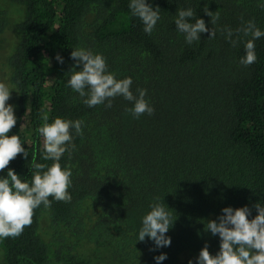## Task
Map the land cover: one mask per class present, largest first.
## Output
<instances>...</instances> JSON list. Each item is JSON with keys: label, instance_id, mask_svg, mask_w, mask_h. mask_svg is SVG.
<instances>
[{"label": "trees", "instance_id": "trees-1", "mask_svg": "<svg viewBox=\"0 0 264 264\" xmlns=\"http://www.w3.org/2000/svg\"><path fill=\"white\" fill-rule=\"evenodd\" d=\"M146 2L160 13L151 35L130 0H0V82L11 89L17 118L8 135H18L29 154L8 168L31 183L33 156L53 163L42 158V115L49 123L83 121L82 135L71 130V156L59 160L72 173L71 201L50 197L51 207L37 208L20 236L0 239V264H157L161 253V264H197L205 244L211 254L219 251L207 220H218L227 206H248L251 219L253 205L264 206V37L254 41L257 59L245 67L239 61L251 37L241 33L233 46L221 31L249 21L264 31V0ZM207 7L219 12L215 25ZM187 8L217 30L214 39L201 33L186 43L175 19ZM78 48L102 55L116 79L130 77L134 95L146 89L154 114L135 118L126 111L132 102L119 96L111 108L85 105L67 85L82 68H73L70 55ZM156 203L174 224L166 233L171 245L152 250L154 242L138 241V234Z\"/></svg>", "mask_w": 264, "mask_h": 264}, {"label": "clouds", "instance_id": "clouds-1", "mask_svg": "<svg viewBox=\"0 0 264 264\" xmlns=\"http://www.w3.org/2000/svg\"><path fill=\"white\" fill-rule=\"evenodd\" d=\"M261 7H264V4ZM129 8L132 15L142 21L145 33L151 35L160 19L159 7L154 9L146 0H130ZM203 12L211 17L212 25L220 18L219 12L214 15L208 7ZM195 16L192 8L180 9L175 19L177 30L184 34L186 43L191 45L199 41L201 33H209L208 38L214 39L217 30L209 29L204 19ZM189 18H195L194 23L189 22ZM221 31L233 46L239 43L241 33L245 37L250 36L251 39L244 44L245 55L239 63L247 67L256 61L254 41L264 37V31L256 27L254 22L249 21L235 32L230 28ZM70 55L75 60L73 68L76 69L80 65L82 68L72 72L67 85L83 98L85 105H105L111 108L112 100L119 96L132 102L133 107L126 111L135 118L145 113L154 114L153 107L145 100L146 89H137L138 95H134L131 90L132 79H116L107 71V64L102 55L93 54L83 48L73 49ZM56 59L63 63L59 53ZM10 95L11 89L0 82V172L8 169L7 176L0 177V239L20 236L25 227L32 224L37 208L41 205L44 208L51 207L50 197L58 202L71 201L68 189L72 183V173L70 169H62L59 160L65 152L71 156V151L75 148L71 130L74 129L77 135H82L83 125L81 120L72 121L59 117L49 123L48 115H42L44 123L37 129L43 138L42 158L53 163L50 166L36 163L33 156L32 167L36 171L32 175L31 183L22 181L14 170L8 168L10 162L18 155L23 154L25 159L29 157L20 137L16 134L8 135L17 122L13 106L7 103ZM253 207L257 214L251 219L249 216L252 209L248 206L235 209L227 206L222 209L218 220H207L205 231L210 232L212 236H219V251L213 255L205 244L199 252L197 264H264V206L257 202ZM173 224L174 220L165 207L159 203L153 204L151 210L143 217L138 241L143 242L147 237L154 242L155 247L152 250L169 247L171 238L166 233ZM154 259L157 264H161L167 259V254L161 253ZM188 264H193L192 260H189Z\"/></svg>", "mask_w": 264, "mask_h": 264}, {"label": "rangeland", "instance_id": "rangeland-1", "mask_svg": "<svg viewBox=\"0 0 264 264\" xmlns=\"http://www.w3.org/2000/svg\"><path fill=\"white\" fill-rule=\"evenodd\" d=\"M4 7V4L2 3V4H0V8H3ZM11 29H9V30H5V32H7V36L9 37V38H11ZM12 39H14L13 37H12ZM8 104H11L12 105V100H11V98L9 99V101L7 102Z\"/></svg>", "mask_w": 264, "mask_h": 264}]
</instances>
